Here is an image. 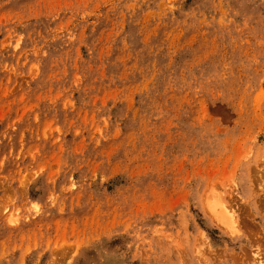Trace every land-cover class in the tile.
Listing matches in <instances>:
<instances>
[{
  "label": "rangeland",
  "instance_id": "374dc122",
  "mask_svg": "<svg viewBox=\"0 0 264 264\" xmlns=\"http://www.w3.org/2000/svg\"><path fill=\"white\" fill-rule=\"evenodd\" d=\"M259 261L264 0H0V264Z\"/></svg>",
  "mask_w": 264,
  "mask_h": 264
},
{
  "label": "bare ground",
  "instance_id": "6f19581e",
  "mask_svg": "<svg viewBox=\"0 0 264 264\" xmlns=\"http://www.w3.org/2000/svg\"><path fill=\"white\" fill-rule=\"evenodd\" d=\"M211 205L212 204H210V206ZM214 205L211 206V210L213 211L212 215H214V214L216 215L218 213L219 214L218 217L216 215L217 220L220 221L221 223H223V225L225 227H227L228 229H234V225H235L234 220H235V218H234V215L232 214L231 210L226 208L225 206H221L222 207L221 208V212H216V210H215L216 208L215 209L212 208V207H215ZM258 264H262V263L259 261Z\"/></svg>",
  "mask_w": 264,
  "mask_h": 264
}]
</instances>
